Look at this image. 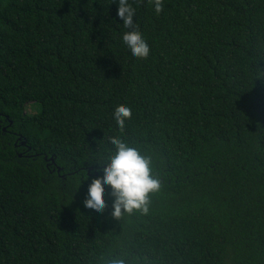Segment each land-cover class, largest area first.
I'll list each match as a JSON object with an SVG mask.
<instances>
[{
    "label": "trees",
    "instance_id": "16d2710c",
    "mask_svg": "<svg viewBox=\"0 0 264 264\" xmlns=\"http://www.w3.org/2000/svg\"><path fill=\"white\" fill-rule=\"evenodd\" d=\"M161 3L128 0L141 59L118 0H0V111L28 150L0 137V264H264V0ZM112 138L150 158L146 214L83 209Z\"/></svg>",
    "mask_w": 264,
    "mask_h": 264
},
{
    "label": "clouds",
    "instance_id": "9594fccd",
    "mask_svg": "<svg viewBox=\"0 0 264 264\" xmlns=\"http://www.w3.org/2000/svg\"><path fill=\"white\" fill-rule=\"evenodd\" d=\"M155 12L162 8L161 0H153ZM134 11L128 6V0H118L116 20L122 23L125 34L121 44L134 58H146L149 46L139 31L133 27ZM131 116V109L121 106L115 109L112 120L118 128ZM112 146L102 165L100 177L92 180L82 201L84 210L99 214L105 208V195L112 198L111 216L120 219L124 214L134 211L148 212L149 194L159 190L160 182L152 174L151 161L140 150L129 146L120 138L109 140ZM103 264H144L142 256L124 254L107 259Z\"/></svg>",
    "mask_w": 264,
    "mask_h": 264
},
{
    "label": "flooded vegetation",
    "instance_id": "af4514ba",
    "mask_svg": "<svg viewBox=\"0 0 264 264\" xmlns=\"http://www.w3.org/2000/svg\"><path fill=\"white\" fill-rule=\"evenodd\" d=\"M0 137L2 140H7L9 145H12L18 156H21L26 150L25 144H22L24 139L21 134L15 131L14 120L8 115L0 111ZM30 155V153H29ZM28 156V155H27ZM49 166V163H47Z\"/></svg>",
    "mask_w": 264,
    "mask_h": 264
},
{
    "label": "rangeland",
    "instance_id": "374dc122",
    "mask_svg": "<svg viewBox=\"0 0 264 264\" xmlns=\"http://www.w3.org/2000/svg\"><path fill=\"white\" fill-rule=\"evenodd\" d=\"M38 109H39V105L36 104V103H34V104H27L25 106V111L27 113H35L36 111H38Z\"/></svg>",
    "mask_w": 264,
    "mask_h": 264
},
{
    "label": "water",
    "instance_id": "95a60500",
    "mask_svg": "<svg viewBox=\"0 0 264 264\" xmlns=\"http://www.w3.org/2000/svg\"><path fill=\"white\" fill-rule=\"evenodd\" d=\"M22 144H26V140L25 139H24V141H22ZM51 162L53 163V160ZM59 170H60V167H57V171H59ZM89 171H90V169H89Z\"/></svg>",
    "mask_w": 264,
    "mask_h": 264
}]
</instances>
